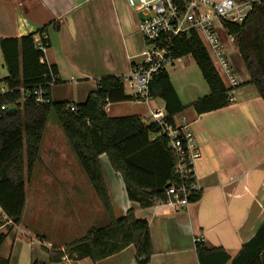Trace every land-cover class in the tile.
I'll list each match as a JSON object with an SVG mask.
<instances>
[{
	"label": "trees",
	"instance_id": "obj_1",
	"mask_svg": "<svg viewBox=\"0 0 264 264\" xmlns=\"http://www.w3.org/2000/svg\"><path fill=\"white\" fill-rule=\"evenodd\" d=\"M51 27L59 31L61 25L53 22L37 33L0 40V52L8 71V76L0 80L7 88L0 94V264H10V258L2 257L1 252L14 227L22 222L26 183L40 159L52 112L111 221L105 227L91 229L86 237L67 244L63 250L51 251L49 262L60 263L67 258L98 263L134 247L137 264H149L154 254L149 222L139 219L134 209L119 220L114 218L101 157L106 156L112 169L121 175L128 199L142 209L167 200L168 189L181 184L175 172L177 158L157 123H145L138 115H108L110 105L142 100L139 95L126 94L123 77L99 80L82 104L53 101L51 88L60 84V80L54 83L52 76L58 77V69L47 64L46 55L35 39L40 35L41 45L48 49L50 42L44 35ZM223 27L226 37L235 38L251 77L250 84L264 100V0L253 5L241 24L224 21ZM175 44V60L192 56L210 89L208 96L192 103L196 112L203 115L228 107L230 90L203 42L193 34ZM40 88L47 91L49 104H37L34 93ZM149 99L164 102L165 120L171 126L177 125L175 118L186 110L167 70L153 77ZM12 108L17 111L8 114ZM199 200L200 192L190 197V203ZM171 212L159 210L160 214ZM196 253L200 264H264V222L234 258L222 248L209 249L203 243H196ZM33 264L44 263L34 258Z\"/></svg>",
	"mask_w": 264,
	"mask_h": 264
},
{
	"label": "crops",
	"instance_id": "obj_2",
	"mask_svg": "<svg viewBox=\"0 0 264 264\" xmlns=\"http://www.w3.org/2000/svg\"><path fill=\"white\" fill-rule=\"evenodd\" d=\"M95 1L97 0H0V40L20 38L37 33L53 22L60 23L59 31L51 27L44 35L50 42L45 59L48 65L57 66L60 84H70V81L74 80L69 70H74L80 77L95 78V89L97 82L103 78H126L135 66L142 63L145 41H136L133 37L127 48L128 52L126 51L122 58L116 59L110 26H107L100 35L102 49L99 50L95 31L97 27H93L92 19L81 11L83 6ZM125 17L123 16V22L129 36L130 33L135 35ZM116 22L118 23L117 20ZM137 31L140 33L139 25ZM219 34L225 56L240 83V86L234 89V101L226 108L199 115L192 103L208 96L210 92L203 96H189L188 100L191 97L192 101L187 104L179 96L186 110L175 118L177 125L187 126L192 131L202 154L195 163L196 186L200 192V200L179 211L162 206L142 209L128 199L121 175L112 169L106 156L101 157L114 218L119 220L129 210L134 209L139 219L149 222L154 248L149 264H200L196 253L197 238H203V244L207 248H222L234 258L264 222V100L250 84L251 77L236 43L231 44L224 31ZM35 39L36 42L40 41L41 36L36 35ZM124 63L128 74L117 75L116 71ZM58 85L51 88L53 101ZM143 101L147 103L146 113L132 114L142 117L143 120H147L145 115L150 116L152 110L165 109V104L160 99ZM112 108L113 105L107 107L108 115ZM53 143L55 142L52 140L51 144ZM105 158L107 161L103 160ZM104 166L109 169L110 181ZM66 175L48 174L47 177L44 175L43 180L47 178L56 181ZM67 177L69 180L73 179L72 175ZM83 189L99 200L91 184ZM69 192L74 193L75 190ZM41 194L39 192L34 201L46 202L47 190L41 191ZM26 195L27 205V185ZM101 207L104 209L102 203ZM161 209L173 212L160 214ZM100 212L102 213L101 208ZM99 217L106 226L110 224L109 216L106 218L101 214ZM31 218L33 221L40 216L33 210ZM21 224L14 227L1 252L2 257L10 258V264H33L34 258L44 264H137L134 247L98 263L89 259L77 261L67 258L60 263H50V252L54 247L52 243L44 236H35L36 232L32 231L31 226ZM91 224L92 221L87 227ZM89 232L86 231V235L81 239ZM65 246L60 247L61 250Z\"/></svg>",
	"mask_w": 264,
	"mask_h": 264
},
{
	"label": "rangeland",
	"instance_id": "obj_3",
	"mask_svg": "<svg viewBox=\"0 0 264 264\" xmlns=\"http://www.w3.org/2000/svg\"><path fill=\"white\" fill-rule=\"evenodd\" d=\"M81 11L85 14L87 13L86 15L89 19H92L93 27H97L95 31L97 32L99 50L102 49L100 48L102 46L100 35L103 30H106L107 26H110L109 32L113 39V51L116 59L122 58L125 52H128L127 48L130 46L133 37L136 41H143L141 34L137 31L141 16L133 8L129 7L127 0H97L94 3L83 6ZM123 16L128 19V23L132 26L135 35L130 33L129 36V32L123 22ZM145 47L146 45L144 44L143 52ZM100 54L99 52V64L101 63ZM166 70L170 75L174 88L185 104L192 101L191 97L188 100L189 96H203L210 92L209 86L192 56H187L174 62ZM69 72L73 75L74 80L70 81V84L58 85L55 90L57 95L53 96V98L55 101H65L72 105L82 104L86 101L88 93L95 89V78L80 77L74 70H69ZM116 74H128L125 63L121 64ZM7 76L8 71L0 55V80ZM125 89L127 95H137V90L133 87L130 88L129 83H125ZM6 91L7 88L0 84V94ZM146 104L143 100L114 104L111 111H109V116L124 117L133 113L144 115L146 113ZM145 118L150 120L148 114L145 115ZM52 140L55 143L51 144ZM103 160L107 161L106 158ZM104 169L108 176V181H110L109 169L105 168V166ZM60 173H66L67 175L56 181H50L47 178L43 180L44 175L47 177L48 174L59 175ZM68 175H72L73 179L69 180ZM74 184L76 185L74 186ZM26 185L29 201L26 205L21 225L31 226L32 231L36 232L34 233L35 236H44L49 240L54 246L52 248L53 252L61 250L62 248L60 247L63 245L81 239L83 235H86V231L106 226L99 216L104 214L108 218V215L105 209L101 207V201H97L96 198L84 191L85 189L83 188L90 187V182L72 151L55 112H52L49 116L40 159ZM43 190H47L46 202L41 200L34 201L39 192L41 194ZM71 190H75V192L70 193L69 191ZM33 210L38 213L40 218L32 221ZM91 221V226L87 227ZM36 253L38 254V251Z\"/></svg>",
	"mask_w": 264,
	"mask_h": 264
},
{
	"label": "built area",
	"instance_id": "obj_4",
	"mask_svg": "<svg viewBox=\"0 0 264 264\" xmlns=\"http://www.w3.org/2000/svg\"><path fill=\"white\" fill-rule=\"evenodd\" d=\"M259 0L237 2L235 0H127L130 8L141 16L139 30L145 41L142 53L143 62L134 67L131 74L124 78V84L137 90L142 100H149V85L155 75L166 70L175 60L176 42L193 34L207 48L215 67L230 90V102L234 101V89L240 86L225 56L220 31L224 30L223 22L241 24L251 13L253 5ZM227 40L235 43L233 36ZM44 53L46 48L37 41ZM55 83L58 77L52 76ZM37 104H49L48 93L42 88L35 91ZM5 110V108L3 107ZM71 111H75L72 108ZM165 109L152 110L150 120L162 129L169 140V148L177 158L175 172L181 184H173L167 191V200L156 206L174 209H187L190 197L198 193L196 186L195 163L202 154L192 131L187 126H171L165 120ZM197 238L196 243H203Z\"/></svg>",
	"mask_w": 264,
	"mask_h": 264
},
{
	"label": "water",
	"instance_id": "obj_5",
	"mask_svg": "<svg viewBox=\"0 0 264 264\" xmlns=\"http://www.w3.org/2000/svg\"><path fill=\"white\" fill-rule=\"evenodd\" d=\"M16 111H17L16 108L9 109V110H8V114H13V113H15Z\"/></svg>",
	"mask_w": 264,
	"mask_h": 264
}]
</instances>
